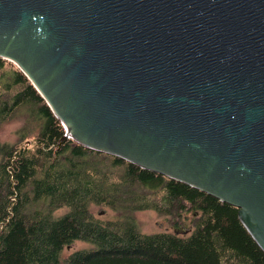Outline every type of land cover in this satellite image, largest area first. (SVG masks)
<instances>
[{"label":"water","instance_id":"95a60500","mask_svg":"<svg viewBox=\"0 0 264 264\" xmlns=\"http://www.w3.org/2000/svg\"><path fill=\"white\" fill-rule=\"evenodd\" d=\"M0 58L63 140L236 208L264 252V0H0Z\"/></svg>","mask_w":264,"mask_h":264},{"label":"trees","instance_id":"16d2710c","mask_svg":"<svg viewBox=\"0 0 264 264\" xmlns=\"http://www.w3.org/2000/svg\"><path fill=\"white\" fill-rule=\"evenodd\" d=\"M5 61L0 58V71L9 73L2 76L0 125L20 109L25 119L17 132L22 145L0 144V264H264V252L236 208L63 140L60 120L26 76L12 64L7 70ZM92 207L116 217L102 221ZM60 209L66 212L55 216ZM138 211L168 219L173 230L189 221L190 229L184 236L173 230L142 234L133 217ZM75 242L92 249L63 257Z\"/></svg>","mask_w":264,"mask_h":264},{"label":"rangeland","instance_id":"374dc122","mask_svg":"<svg viewBox=\"0 0 264 264\" xmlns=\"http://www.w3.org/2000/svg\"><path fill=\"white\" fill-rule=\"evenodd\" d=\"M4 60V59H3ZM7 64L5 65L6 69L8 70L9 64H12L16 68H18L15 64L5 61ZM19 69V68H18ZM4 74H9L7 71H0V90L3 88V81L2 76ZM10 76V75H8ZM7 76V77H8ZM24 109H20L16 111L10 119H8L6 122L0 125V144H9V145H22V142L19 140V137L17 135L18 130L21 129V127L24 125ZM38 131L37 125H33L30 129V133L33 135H36ZM32 140V137L30 138ZM66 212L65 209H60L55 212V216H60ZM91 212L94 214L95 217L99 218L102 221L106 220H113L116 216L115 213L110 211L109 209H101L97 207H92ZM190 216V215H189ZM133 217L136 221L137 229L142 234H155L159 232H171L173 229V225L170 223V221L166 218L159 217L156 213L151 211H138L133 213ZM172 225V226H171ZM187 225L189 224V221L187 222ZM187 225H178L181 228L190 229ZM188 233V231H187ZM92 249V247L89 244L83 243V242H75L71 244L70 246L64 248L62 256L66 257L73 253L74 251L78 250H87Z\"/></svg>","mask_w":264,"mask_h":264}]
</instances>
